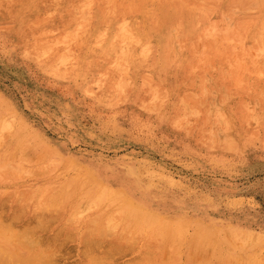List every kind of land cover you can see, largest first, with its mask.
I'll return each instance as SVG.
<instances>
[{
    "label": "rangeland",
    "instance_id": "1",
    "mask_svg": "<svg viewBox=\"0 0 264 264\" xmlns=\"http://www.w3.org/2000/svg\"><path fill=\"white\" fill-rule=\"evenodd\" d=\"M149 1L146 28L177 17L187 28L192 13L211 14L217 56L192 41L193 69L179 77L189 51L172 37L166 72L153 65L132 77L149 90L143 106L110 100L98 82L55 76L0 18V264L16 254L50 264H255L264 253V36L255 32L264 0L233 9L222 0ZM85 4L71 9L66 34L77 35ZM149 46L159 51L154 39ZM196 232L223 239L220 253L194 247ZM107 248L114 251L98 258Z\"/></svg>",
    "mask_w": 264,
    "mask_h": 264
},
{
    "label": "bare ground",
    "instance_id": "2",
    "mask_svg": "<svg viewBox=\"0 0 264 264\" xmlns=\"http://www.w3.org/2000/svg\"><path fill=\"white\" fill-rule=\"evenodd\" d=\"M81 1L82 0H0V18H7L12 22L13 25L11 33L16 36L19 42L24 43V50L39 60L40 64L43 65L49 72L64 79L70 80L71 77H80L85 78L87 82H98L102 86L103 94L110 98V100L116 101V103L117 101H122L125 97L130 96L131 100H133L136 105L143 106L144 102L142 94L149 90L140 87L134 88L131 84V81L133 80L132 77L135 74H143L149 68H153V65H157L158 73L164 74L170 60V39L174 36L176 37V35H179L181 38L183 48H187L189 51L188 60L185 62L183 61V67L178 72L179 77L186 76L187 74L189 75V70L193 69L190 60L192 55V41H195L198 38H200V40L202 39L205 50L209 54L212 53L217 56V53L213 51L212 44L209 40L210 32L207 35V29L209 27L208 22L212 19V15H209L208 12L203 13V15L200 13H192L190 18L193 20L194 25H189L187 28L183 26V20L179 17L173 20H168V22H164L162 26L158 28H146L145 24L147 22H151V6L149 0H87V4L85 5L88 17L84 14V16L79 19L78 24H80V29L78 33H76V36H71V34H66L63 30L68 21L71 20V9L75 8ZM184 1L191 2L197 7H199L198 4L201 2H206L211 5L221 3V0ZM222 1L225 3L226 9L227 6L229 9H233L237 5H240L242 2L245 3L248 0ZM259 18V27H257L259 32H257V30H255V32L264 36V14H262ZM53 30L55 31L54 35H52L53 33H50ZM222 34L224 36L225 44L223 45V54L220 56L226 60L227 53L231 51L230 47L227 46V35L229 34H227V30H224ZM30 36L34 40L31 43H28ZM150 39H154L159 45V51L156 52L150 49ZM61 40L66 41V46L63 50L55 47L56 42ZM91 41L93 43L90 45L89 43ZM261 49L264 50V45L261 46ZM259 57L261 60H264V54L259 55ZM247 68L249 70H253L250 62L247 64ZM158 83L159 82H157V85ZM156 90L155 94L160 95L161 90L159 86ZM162 97L164 98V96ZM204 134V140L210 138L209 135ZM48 219L49 218H45L46 224ZM38 220L37 222L39 225L35 224L37 227L34 225L33 228H38L40 226L42 220ZM4 223L5 222H3V224ZM7 224L4 225L5 230L6 227L9 226V224ZM43 224H41V227ZM4 226L2 228H4ZM24 228V230H21L25 232L28 227L24 226ZM28 231L30 230H27V232ZM196 233L194 234L196 235V239L191 242L194 247L201 245V243L212 244V246H215L217 254L220 253L223 248L221 246L222 242H224L221 241L223 239L218 238L219 236L216 237V234L211 236L207 233L205 236H202L203 234L200 232ZM36 239L40 240L39 237ZM16 240L19 241L18 238ZM36 241L34 239L33 243L35 244ZM93 241L90 240L89 244ZM21 242L25 245V242L27 241L25 240L24 242L20 240V245L22 244ZM55 245V239L52 238L49 242H47L46 246L51 250L54 249ZM86 248L87 247L85 245L83 250ZM92 248L94 247L92 246ZM122 248L123 247L119 249ZM13 249L14 251L16 250L14 247L11 251H13ZM88 250L90 252H88ZM88 250V253H92L90 248ZM14 251L13 254L17 253V250L16 252ZM113 251V248H107L105 251L100 249L97 257L100 258L103 256H109V254ZM0 252L1 259L3 256L2 254H4L1 248ZM86 254L87 253L84 252L83 255L86 256ZM8 256V258H5L7 257V254H5L4 259L10 262L12 260V255L8 254ZM15 256L16 257L13 255L16 259L15 262L17 263V261H20L22 264H29L28 262L36 257H31L28 261L27 256L23 258L17 254ZM95 257L96 253L94 258ZM42 259L43 257L41 260ZM243 259L251 260L252 256L246 254L243 256ZM35 260L37 261L34 264H50L48 262L46 263L45 259L42 260L45 262H39V257ZM90 261L92 260L90 259ZM254 263L264 264V253L255 254Z\"/></svg>",
    "mask_w": 264,
    "mask_h": 264
}]
</instances>
